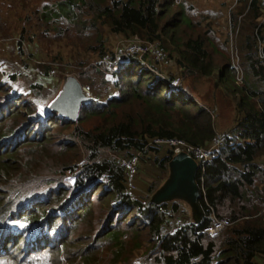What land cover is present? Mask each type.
I'll use <instances>...</instances> for the list:
<instances>
[{"label":"trees","instance_id":"trees-1","mask_svg":"<svg viewBox=\"0 0 264 264\" xmlns=\"http://www.w3.org/2000/svg\"><path fill=\"white\" fill-rule=\"evenodd\" d=\"M240 2L249 10L243 29L234 15L237 35L242 29L236 46L240 61L235 63L230 57L216 60L214 50L209 48L213 44L215 49L218 44L215 30L211 24L205 27L190 18L187 5L171 12L168 0L60 2L61 17L69 21L67 36L77 37L79 47L106 56V28L148 41L160 40L171 52L178 53L185 67L196 71L195 76L211 77L217 89L234 97L235 123L224 132L225 140L213 156L197 171L201 213L193 218L181 200L150 202L163 179L149 185L150 196L145 198L126 191V168L110 152L134 149L143 156L159 154L162 146L153 142L156 138H181L195 146L210 147L217 135L216 92L214 103L207 105L199 103L185 83L184 90H177L171 82L173 74V79L157 75L155 82L149 79L144 83L151 69L133 53L123 68L112 70L119 95L109 101L89 99L83 103L78 120L57 110L49 111L45 105L43 111L31 114L29 121L20 125L26 115L17 112L13 125L0 127V199L4 186L19 188L33 182L36 189L44 186L49 177L50 188L54 189L27 192L16 200V195L0 200V254L18 255L16 241L6 234L10 226V232L23 240V247L32 237L21 260L63 264L59 255L32 256L43 250L51 235L54 247L68 234L77 235L72 232V223L85 222L89 235L83 239L80 257L69 264H137L136 247L142 249L137 252L140 264H255L264 257V163L260 161L264 155V55L259 52L264 19L258 20L262 15L261 0ZM55 14L59 15L55 9L49 11L48 6L42 15L52 16L53 20ZM220 46L225 53L226 44ZM49 70L48 66L47 78ZM167 84L174 88L169 95L163 90ZM39 87L42 86L36 87L38 92ZM15 96L17 93L0 100V112L6 109L9 113L12 106L19 107ZM91 115L108 119L97 128L76 124L67 135L77 140L63 137L56 141L55 132L45 139L50 122L69 128ZM34 126L37 128L31 134ZM30 136L35 147L31 157L21 161L15 147ZM67 152H74V158L65 157ZM172 156L171 149L164 156L157 155L155 160L163 171L169 173ZM51 168H56L52 175ZM70 173L73 180L67 186ZM177 216L184 222L176 224ZM222 218L231 223L220 233L212 235L205 230Z\"/></svg>","mask_w":264,"mask_h":264},{"label":"rangeland","instance_id":"rangeland-1","mask_svg":"<svg viewBox=\"0 0 264 264\" xmlns=\"http://www.w3.org/2000/svg\"><path fill=\"white\" fill-rule=\"evenodd\" d=\"M61 1L62 0H0V100H5L7 95L13 96L17 93V96L14 97V101L16 99L17 106H19L17 108L12 106L13 108L9 113L6 109L0 112V127L8 128L10 125H13L16 122V114L19 111L26 115L20 125L28 122L31 114L43 111L62 88L65 77L70 74L76 75L80 79L83 83V88L86 87V91L89 90V94L93 99L109 101L110 98L120 93V89L114 85L116 79V76H113L112 73L115 67L114 65L117 63H124L126 58L129 57V54H133L128 53L122 55L119 59L121 50L133 40L141 42L148 41L137 35L126 36L123 33H116L110 28H106L103 34L108 47L107 55L101 57L98 53L85 50L76 44L79 41L77 37L73 35L67 36L69 33V21L67 17H61ZM168 1L172 3L171 12H175L184 5H187V14L190 18L201 23L202 26L205 27L211 24L216 32L218 44L215 49L213 44H210L209 48L214 50V55L218 62H221L223 57H230L234 63L240 61L236 46L238 45L241 31L246 25L245 15L249 10L248 6H244L240 0ZM260 3L262 6V15L258 18L259 21L264 19V4L262 2ZM48 6L49 11L55 9L59 14L53 16L54 21L52 20V16L46 18L42 15L43 12L45 13ZM190 6L193 9H190ZM234 15L237 17L240 24H242V29L238 35L234 28L236 22ZM58 28H63L67 32L65 34L58 32ZM182 28H185V26ZM157 42L160 48L166 53V56L161 59H157L155 56L147 59L144 66L151 69V72L147 75V78L144 79V83L149 79L150 82H155L159 74L162 77L169 78L171 74H173L175 80H178L182 84L185 83V86L189 87L190 90L194 92L195 96L192 92L191 94L196 97L199 103L207 105L214 103L215 100L213 96H215L216 92L218 99V104H216V128L218 133L227 131L231 125L235 123L234 97L232 95H226L221 89H217V85L211 80V77L195 76L196 71L191 72L189 70L190 68L185 67L184 62L179 58L175 50L171 52V49L163 46L162 41L159 40ZM221 43L226 44V54L220 46ZM139 58L141 59L140 56ZM123 60L125 61L123 62ZM48 66L50 67L49 78H47L46 75V68H48ZM123 67L124 65L122 68ZM41 82L44 84H40ZM38 86H42L39 87L41 89L39 92L36 89ZM163 90L169 95L174 88L171 84H167ZM125 107H128V105ZM107 119L108 118L102 115H91L86 119H81L75 124H72L69 128L60 127L58 122L53 121L46 125V128L48 127L49 130L46 131L45 139L48 138L51 132H55L56 141H59V139L63 137L77 140L74 136L67 135L72 132V127L76 124H81L88 128H97L106 122ZM35 128L37 127L34 126L32 128L31 134H33ZM30 138L31 136L15 147L17 156L21 161L32 155L35 143ZM153 142L157 144L161 143L162 147L158 152L159 154L150 152L143 156L141 153L135 164L137 171L132 193L134 196L141 198L150 196L149 185L151 183H154L158 178L163 179L164 182L168 176L167 174H169L168 171H163L155 160L157 155L164 156L167 150H170L169 146L165 142H158L157 140H153ZM73 148L78 147L77 145H73ZM133 150L134 149L112 151L110 154L117 160L123 162L124 159H128L134 155ZM2 151L5 150L3 149ZM129 154H131V156H129ZM66 156L74 158L75 153L67 152L65 157ZM260 161L264 163V155L261 156ZM55 169L56 168L50 169L51 175ZM72 177L73 174L70 173L69 180L65 183L67 186L71 185L69 181L73 180ZM50 178L51 177L45 182L44 186L37 187L36 189L32 187L33 182L25 183L19 188H16V185L12 187L4 186L1 190L2 198L0 200L5 201L12 195H16L14 199L16 200L27 192L32 193L41 189H54L50 188L52 185ZM28 188H30V190H26ZM182 203L190 213L191 207L189 203L185 201H182ZM18 207L19 206H16V208ZM26 209L28 210V208H24L25 212ZM27 214L31 215L30 213H25V215ZM228 224L229 222L225 223V225ZM71 225L72 232L77 233V235L68 234L54 247H51V243L54 241V235H51V240L45 241L46 245L43 246V250L33 254L32 259H35L42 253H49L52 256L59 255L63 264L72 263L75 259L79 258L80 251L84 245L83 239L85 236L89 235L87 230L88 225L85 222H74ZM224 226L218 233L222 231ZM6 230L8 231L7 234L16 241V255L17 253L18 255L13 256L11 252L3 255L0 254V264H30L31 261H27L26 258L21 260L20 258H22L21 255L25 253L27 245L32 243V237L29 238L26 246L23 247V240L21 242L17 239L16 233L10 232L11 227L7 226ZM93 230V225H91L90 232ZM141 250L142 249L138 247L134 250V259L138 258L136 259L137 264L141 262L139 258L140 254L137 253ZM59 264H61V262Z\"/></svg>","mask_w":264,"mask_h":264},{"label":"water","instance_id":"water-1","mask_svg":"<svg viewBox=\"0 0 264 264\" xmlns=\"http://www.w3.org/2000/svg\"><path fill=\"white\" fill-rule=\"evenodd\" d=\"M194 72V69H189ZM92 97L85 93L83 83L73 74L65 77L58 94L47 105L49 111L57 110L69 119L78 120L80 109ZM201 162L187 151L173 154L170 161V171L160 187L152 193L150 202H162L175 198L187 201L193 208V213L200 216V188L197 182V171Z\"/></svg>","mask_w":264,"mask_h":264},{"label":"built area","instance_id":"built-area-1","mask_svg":"<svg viewBox=\"0 0 264 264\" xmlns=\"http://www.w3.org/2000/svg\"><path fill=\"white\" fill-rule=\"evenodd\" d=\"M261 2L264 4V0H262ZM263 50H264V40H261L259 41V52L261 55H264ZM128 53L138 54L143 62H146L147 59H149L152 56H155L157 59H161L166 56V53L163 51L162 48H160L157 41L141 42V41L133 40L131 43H129L125 48L121 50V53L119 54V59L122 55H126ZM124 61L125 60H123V62ZM123 65L124 63L121 64L117 63L114 65L115 67L113 70H117ZM240 73H241L240 74V78H241L242 71H240ZM171 82L172 85L177 90L183 89V84L180 83L178 80L173 79ZM84 91L86 94L90 95L89 90L86 91V87H84ZM225 137L226 134L224 132L223 133L217 132V135L215 136L214 141L210 147L195 146L194 144H190L181 138H166V139L156 138L155 140H157L158 142H165L169 146V149L173 150V154L179 153L181 151H187L190 154L194 155L197 158V160L202 163L213 156L214 152L225 140ZM133 153H134L133 156H131L132 154L131 153L129 154V156L131 157H129L128 159H124L123 162L121 161L127 171L128 178H127L126 191L128 192H132V188L134 187V181L136 179V171H137L135 164L137 163V158L139 154H141L140 151H136V150H133ZM261 213L264 217V208L262 209ZM174 221L176 224H180L184 222L183 219L178 216L174 218ZM228 222L229 224L231 223L230 220L225 218L215 220L211 225L206 227L205 230L211 233L212 235H217L219 230L225 225V223ZM255 264H264V257H260V259L258 258Z\"/></svg>","mask_w":264,"mask_h":264},{"label":"crops","instance_id":"crops-1","mask_svg":"<svg viewBox=\"0 0 264 264\" xmlns=\"http://www.w3.org/2000/svg\"><path fill=\"white\" fill-rule=\"evenodd\" d=\"M159 74V73H158ZM160 75V74H159ZM218 132V131H217ZM175 199H178V198H175ZM175 199H172V200H175ZM178 200H181V201H185V200H183V199H178ZM170 201V200H169ZM185 202H187V201H185ZM188 203V202H187ZM190 205V204H189ZM190 207H191V212H190V214H192L193 215V218H197L198 217V214H194L193 213V208H192V206L190 205Z\"/></svg>","mask_w":264,"mask_h":264},{"label":"clouds","instance_id":"clouds-1","mask_svg":"<svg viewBox=\"0 0 264 264\" xmlns=\"http://www.w3.org/2000/svg\"><path fill=\"white\" fill-rule=\"evenodd\" d=\"M93 98V97H92ZM7 234V233H6ZM7 235H9V234H7ZM10 236V235H9ZM11 237V236H10ZM1 238V237H0ZM13 239V238H12ZM32 244V243H31ZM7 254V253H6ZM3 255V254H2Z\"/></svg>","mask_w":264,"mask_h":264}]
</instances>
